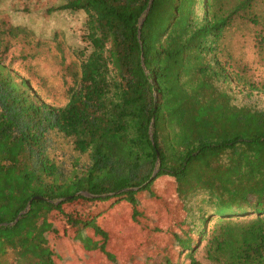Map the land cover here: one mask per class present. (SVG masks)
Listing matches in <instances>:
<instances>
[{
    "label": "trees",
    "instance_id": "1",
    "mask_svg": "<svg viewBox=\"0 0 264 264\" xmlns=\"http://www.w3.org/2000/svg\"><path fill=\"white\" fill-rule=\"evenodd\" d=\"M149 2L48 8L81 17L79 71L62 106L0 61V264L68 261L42 226L54 211L75 237L93 229L109 259L102 212L77 218L63 204L125 202L135 220L140 194L156 195L165 177L187 212L186 228L173 234L179 253L205 241L214 264H264V79L250 78L222 42L237 22L250 24L263 51L264 0ZM34 197L42 198L15 221ZM157 264L176 263L164 256Z\"/></svg>",
    "mask_w": 264,
    "mask_h": 264
},
{
    "label": "rangeland",
    "instance_id": "2",
    "mask_svg": "<svg viewBox=\"0 0 264 264\" xmlns=\"http://www.w3.org/2000/svg\"><path fill=\"white\" fill-rule=\"evenodd\" d=\"M56 1L0 0V61L19 79H26L43 101L62 106L68 100V87L74 84V73L79 71L73 50L81 17L49 13L48 8ZM15 27L26 32L13 36L8 30ZM254 29L250 24L237 22L225 32L222 42L236 61L247 66L250 78L260 81L264 79V50H258L254 44ZM236 98L240 100L239 95ZM154 186L153 197L140 194V214L135 220L131 206L125 202L110 200L109 205L77 199L63 204L64 211L77 218L102 212L96 221L107 232L109 259L95 248L101 238L93 229L75 237V227L54 211L42 226L52 242L68 250L70 259L63 264H157L164 256L176 264H214L205 257V241L194 244L190 255L177 251L173 234L186 228L187 212L176 198L172 178H158ZM212 223L213 220L208 227ZM53 227L55 232L51 231Z\"/></svg>",
    "mask_w": 264,
    "mask_h": 264
},
{
    "label": "water",
    "instance_id": "3",
    "mask_svg": "<svg viewBox=\"0 0 264 264\" xmlns=\"http://www.w3.org/2000/svg\"><path fill=\"white\" fill-rule=\"evenodd\" d=\"M149 3H151V0H150ZM147 11H148V7H147L146 10H145L144 16L146 15ZM144 16H143V18L141 19L140 24L142 23V21H143V19H144ZM139 27H140V26H139ZM153 175H154V174H153ZM80 193H82V192H80ZM83 194H85L86 196H90L89 194H87V193H85V192H84ZM36 198H39V199H40V198H42V197H34V198L30 199V200L28 201V203H27L26 208L18 214V216L16 217L15 221L19 218V216H20L22 213H24V212H26V211L28 210L31 201H32L33 199H36ZM59 201H60V200H57L55 203H57V202H59ZM15 221H14V222H15Z\"/></svg>",
    "mask_w": 264,
    "mask_h": 264
}]
</instances>
